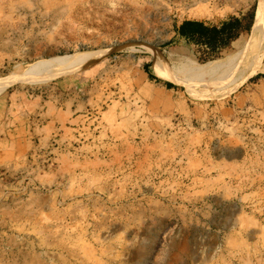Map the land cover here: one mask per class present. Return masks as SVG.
Returning <instances> with one entry per match:
<instances>
[{"label":"rangeland","instance_id":"rangeland-1","mask_svg":"<svg viewBox=\"0 0 264 264\" xmlns=\"http://www.w3.org/2000/svg\"><path fill=\"white\" fill-rule=\"evenodd\" d=\"M257 6L0 0V79L93 56L0 94V264H264ZM230 19L249 31L212 55L173 36ZM230 59L218 82L192 71Z\"/></svg>","mask_w":264,"mask_h":264},{"label":"bare ground","instance_id":"bare-ground-1","mask_svg":"<svg viewBox=\"0 0 264 264\" xmlns=\"http://www.w3.org/2000/svg\"><path fill=\"white\" fill-rule=\"evenodd\" d=\"M263 39H264V0H258V6H257L253 26L249 35V39L247 43L243 46V48L249 45L252 48L256 49V47L261 43ZM92 57H93L92 55L86 53H75L72 55H64L57 58H52L49 60L32 63L25 68H15V70L11 72L9 76H7L4 79H0V94L3 93L7 88L11 87L16 83H25L31 81L32 79L47 80L49 79L48 77L52 73L68 71L70 69L76 68V66L78 65L83 66ZM231 62H232L231 59L226 62H209L204 65H197L193 67L192 71L197 76H199L200 79H206L208 81L216 80L215 82H218L219 80H223L222 77L226 75L225 72L227 71V68L233 63ZM245 79L246 78H243V81ZM229 85H233V88L235 89L239 85V82H236L235 79L233 78L227 80L223 84L222 89L220 90L227 89ZM225 93L224 92L222 94L218 93L219 95L213 94L211 96L221 97V95H224Z\"/></svg>","mask_w":264,"mask_h":264},{"label":"crops","instance_id":"crops-1","mask_svg":"<svg viewBox=\"0 0 264 264\" xmlns=\"http://www.w3.org/2000/svg\"><path fill=\"white\" fill-rule=\"evenodd\" d=\"M224 22L226 21L210 24L203 21L186 20L174 26L173 36L178 41L196 44L195 42L203 40L205 37H209L214 29L219 31ZM241 27L244 28L242 23ZM244 32L245 31L242 29L240 35ZM215 37L216 41L214 43V46H212L214 51L224 49L233 42L231 40H227V36L225 33L217 32Z\"/></svg>","mask_w":264,"mask_h":264},{"label":"trees","instance_id":"trees-1","mask_svg":"<svg viewBox=\"0 0 264 264\" xmlns=\"http://www.w3.org/2000/svg\"><path fill=\"white\" fill-rule=\"evenodd\" d=\"M241 27V22L238 19H230L222 25L219 31L213 30L211 35L209 37H205L203 40L195 42V45H206L208 46L211 50H213L214 43L216 41V33H225L227 40L231 41H236V39L239 37L241 30L243 29L244 31H249V26L242 28ZM181 31V30H180ZM234 41V42H235ZM233 43V42H232ZM214 51V50H213ZM166 88H171L173 85L170 83H165L164 84Z\"/></svg>","mask_w":264,"mask_h":264},{"label":"built area","instance_id":"built-area-1","mask_svg":"<svg viewBox=\"0 0 264 264\" xmlns=\"http://www.w3.org/2000/svg\"><path fill=\"white\" fill-rule=\"evenodd\" d=\"M196 46L200 47V48L205 52V54H210V55H212L213 53L216 52V51L211 50V49H210L208 46H206V45H196Z\"/></svg>","mask_w":264,"mask_h":264}]
</instances>
